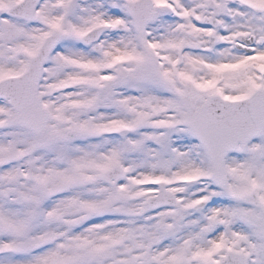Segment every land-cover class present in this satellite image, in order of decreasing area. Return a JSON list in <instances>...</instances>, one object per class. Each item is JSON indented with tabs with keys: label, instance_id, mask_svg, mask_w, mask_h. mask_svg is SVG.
<instances>
[{
	"label": "snow or ice",
	"instance_id": "1",
	"mask_svg": "<svg viewBox=\"0 0 264 264\" xmlns=\"http://www.w3.org/2000/svg\"><path fill=\"white\" fill-rule=\"evenodd\" d=\"M0 264H264V0H0Z\"/></svg>",
	"mask_w": 264,
	"mask_h": 264
}]
</instances>
